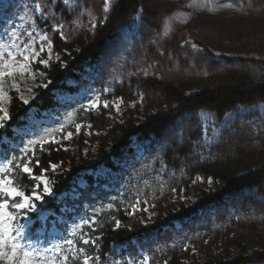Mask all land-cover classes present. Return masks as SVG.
<instances>
[{
    "label": "trees",
    "instance_id": "1",
    "mask_svg": "<svg viewBox=\"0 0 264 264\" xmlns=\"http://www.w3.org/2000/svg\"><path fill=\"white\" fill-rule=\"evenodd\" d=\"M42 1L69 30L82 10L97 25L69 38L50 31L60 58L34 67L47 87L31 106L6 85L9 119L0 146L7 162H33V172L13 168L0 177L31 194L40 184L32 177L47 168L56 196L45 197V209L62 216L61 208L72 206L88 223L66 213L61 234L36 227L23 243L36 244L48 260L55 256V264H65L64 256L66 264H264V12L198 13L165 32L174 0H158L155 11L143 0H111L107 12L103 0H74L78 9ZM122 63L121 82L98 109L57 97L85 87L91 72L105 80ZM33 108L58 124H42L32 138L16 136L13 128ZM68 132L59 144L28 145ZM5 138L11 143L3 145ZM81 178L85 188L77 185ZM73 187L79 197H66ZM182 193L197 199L189 203ZM147 206L156 211L151 223H144Z\"/></svg>",
    "mask_w": 264,
    "mask_h": 264
},
{
    "label": "rangeland",
    "instance_id": "2",
    "mask_svg": "<svg viewBox=\"0 0 264 264\" xmlns=\"http://www.w3.org/2000/svg\"><path fill=\"white\" fill-rule=\"evenodd\" d=\"M104 1V0H103ZM145 3V8L148 11H155L158 6V0H143ZM175 7L172 13L165 19L164 28L165 32H169L176 24H183L187 22L191 17L195 16L198 13H205L209 16H217L222 17L226 16L229 13L234 11H249L254 10L255 12H264V1L262 0L258 5H255L254 0H213V3L204 7L203 5L199 4V0H197V5L189 8L187 5L191 2V0H174ZM34 3H40L42 7V11H36L34 8ZM221 3H231L234 5L233 8H223L220 7L219 4ZM251 5V7L249 6ZM46 5V3L42 0H0V45L7 46L9 51L13 53L18 52L17 46L19 49H23L28 45H32L39 50L40 45H43L44 51L39 52V58L49 61L57 62L60 56L54 54L53 51V38L50 31L59 32L62 34L63 37L69 38L70 36H75L79 32L82 31H89L93 29V24L97 25L96 18L89 12L82 10L80 11L79 15L76 19L72 22L70 30L69 28L61 25H58L52 19L50 15V8ZM111 0L108 4V9H110ZM68 9H78L79 6L72 0L71 7ZM28 33L32 34V37H29ZM47 35L49 37V41L51 42V46L49 47L48 41H43L40 39L41 36ZM127 49V48H126ZM126 51V50H125ZM0 52H3V47H0ZM119 57L120 54H118ZM124 56V55H123ZM6 59H10L5 55ZM19 58V57H18ZM2 63V61H0ZM39 63V59L31 61L30 68L28 72L23 74L17 72L14 76L5 77L2 81H0V107L5 108L8 102V93L4 89V86L7 82H10L12 85H16L15 89H19L22 99L27 100V105H30L32 101L37 96V90L40 89L41 86H44L43 82L40 78L33 72L34 66ZM47 63V65H48ZM118 63V61H117ZM123 64V63H122ZM120 67L116 66L115 70L108 74L107 78L104 80L100 76L95 73H90L83 77V80L86 83V86L81 88L78 92H58V98L63 102H79L81 104H85L86 106L92 104L93 102H98L99 105L101 104V96L103 94H110L114 90V88L121 82V78H123V65ZM174 60L170 59V68L168 70L174 71L176 70V64L174 65ZM45 65V64H43ZM240 76V75H239ZM72 86H77L78 83L76 81H71ZM31 89V91H29ZM141 106L144 105V101L142 97L138 99ZM116 105H119V110H117ZM135 103H132L134 106ZM115 109V113L117 114L118 118L122 115L124 108L120 101L115 102L113 105ZM98 109V108H93ZM49 122L48 119L42 117H38L36 112L31 111L30 116L28 118V123L23 126V128L15 129L18 135H33L37 133V129L35 126H41L44 123ZM61 139L54 137L50 140L59 141ZM66 139H69L67 137ZM233 149L230 150L231 155H233ZM4 162L3 156L0 150V163ZM59 167L56 169L58 171ZM50 181V186L52 188V194H44L43 193V186L39 189V192L43 196L42 201H35L37 204V212L28 214L31 219H25L21 217L19 224H23L25 230L29 225L33 224L35 221V217L37 216L41 222H46L50 215L49 212L43 211V206L45 204V197H54V182L48 177ZM84 182H81V186H84ZM209 185H212V182H209ZM197 199V194L193 193L189 196H185L182 193V200L188 201L189 203L195 202ZM63 212L73 213V209L66 207L63 208ZM147 218L144 220V223H151L153 218L156 215V211L153 210L152 207H147L146 209ZM59 222L62 219H58ZM82 220H85L83 218ZM53 223L55 220H52ZM55 230V228H53Z\"/></svg>",
    "mask_w": 264,
    "mask_h": 264
},
{
    "label": "snow or ice",
    "instance_id": "3",
    "mask_svg": "<svg viewBox=\"0 0 264 264\" xmlns=\"http://www.w3.org/2000/svg\"><path fill=\"white\" fill-rule=\"evenodd\" d=\"M110 0H104L105 7L103 9L104 12H107L108 4ZM218 2V0H217ZM50 4H56L57 0H49ZM59 3L63 6L71 7L72 0H59ZM213 0H199V4L207 7L208 5L212 4ZM197 5V0H191V2L187 5V7L192 8ZM220 7L223 8H233L234 5L231 3H221L219 4ZM251 7V5H249ZM47 7V6H46ZM34 8L36 11H42V7L40 3H34ZM96 25L93 24V27ZM63 25H61V28ZM29 37L33 40L35 39L32 37L31 33H28ZM43 41H48L49 47L51 46V42L49 41V37L47 35H43L40 37ZM3 47V52H0V81H2L5 77L14 76L17 72L23 74L29 71L31 61L39 59L40 63L47 65L48 61L39 58V52L44 51L43 45H40L39 50L32 45H28L23 49L18 48L17 53H13L9 51L7 46L0 45ZM5 55L10 59H6ZM19 57V58H18ZM41 76L44 74L41 73ZM50 83V82H49ZM13 87H16L14 84ZM47 87V84L44 85ZM19 90V89H18ZM31 91V89H29ZM2 92V89H0ZM24 103L27 104L28 101L24 100ZM100 105L98 102H93L92 104L88 105L89 109L92 108H99ZM104 108H108L109 104L105 103L103 105ZM117 110H119V105H116ZM0 129L6 127L5 122L9 119L8 112L6 108L0 107ZM77 131L80 130L81 125L76 126ZM73 135L72 132L67 133V137H71ZM55 142L59 144L60 141L49 140L48 136H43L40 140H29L28 145L33 146L36 144L44 145V144H51ZM25 151V155H27V151ZM17 159V157H13V160ZM30 163L33 162H24L21 165H13L12 161H8L5 164L0 165V171L5 173H10L13 168H19L23 173L31 175L33 172L32 167H30ZM35 164H39V161H34ZM11 165V167H10ZM51 171L55 172L58 168L57 164L50 165ZM48 169L45 168L44 172L39 176H33L34 180H38L41 182L43 186V193L51 195L52 188L50 186V181L46 175ZM41 184H37L36 187L32 190L31 194H26L24 191H21L18 187L15 186L14 180L9 179L7 176L0 177V262L3 264H55V256H53L52 260H48L47 257L42 256L41 250L36 244H33L29 241L28 244L23 243L25 236L22 232L24 228L23 224H19L21 217L25 219H31L28 215L30 213L37 212V204L35 201H42L43 196L37 189H40ZM111 207V205H109ZM88 223V221H85ZM85 244H88V240L83 241ZM68 244H71L72 241H67ZM56 248L59 249L60 246L56 245ZM44 252L49 251V249L44 248ZM62 261H68V256H64ZM84 264H88V260L85 259ZM141 264H148V260L145 259L141 262ZM167 264V262H165Z\"/></svg>",
    "mask_w": 264,
    "mask_h": 264
}]
</instances>
